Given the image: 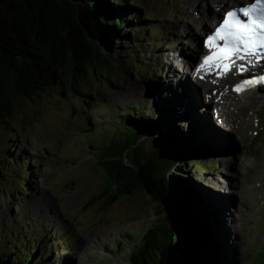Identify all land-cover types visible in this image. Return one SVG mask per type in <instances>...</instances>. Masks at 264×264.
<instances>
[{
	"label": "rangeland",
	"instance_id": "obj_1",
	"mask_svg": "<svg viewBox=\"0 0 264 264\" xmlns=\"http://www.w3.org/2000/svg\"><path fill=\"white\" fill-rule=\"evenodd\" d=\"M223 2L227 3L224 9L240 3L233 0L130 3L131 19L144 22L133 41L140 53L130 54L133 44L127 43L118 54L136 66L131 68L133 74L121 68L116 59L110 75L97 71L89 79L88 94L76 93L64 85L32 101L19 102L12 119V133L19 138L12 142L10 134L5 136L0 157L11 164L21 160L23 165L14 171L16 182H9L7 192L3 190L0 194V233L11 231L13 223H17L25 241L34 238L35 228L45 236L39 247L47 249L40 264H132L129 256L137 241L158 222V216L151 203L138 200L137 193L125 194L122 188L116 192L120 197L113 199L103 193L112 188V182L97 167L102 154L95 146L106 149L111 140L117 139L115 134L119 131L113 128L120 122L115 124V118L128 116L132 106H143L145 115L169 113L172 125H179L177 119H182L179 125L182 129L209 118L224 133L213 131L210 145L200 152L190 172L207 199L203 208L210 212L211 206L218 212L223 238L231 253L236 254V263L264 264V89L255 91L253 102L241 111V116H247L246 124L240 127L237 120H225L234 132L225 131L213 115V108L218 105L217 91L209 90L214 95V106L206 114L208 108L201 88L193 78L190 80V66L188 73L182 74L175 72L167 61L171 59L181 68L184 60L176 59L180 56L193 57L192 63L197 61L198 53L202 52L199 45L202 31L210 29L211 17L220 14L217 5ZM177 77L184 78L185 88L178 84ZM191 84L198 95L196 100L191 98ZM224 89L232 90L229 86ZM183 95L191 98V104ZM193 110L196 118L186 114ZM96 126L101 129L94 132ZM153 129L157 136L145 138V145L137 151L141 159L145 158V151L149 155L155 151L153 141L160 145L169 143V127L157 124ZM134 141L131 136L129 143ZM108 155L123 157L114 150ZM133 155L132 151L130 160L136 164ZM203 160L206 163L198 162ZM247 165H252L248 171L244 169ZM223 180L231 182L230 186L224 185ZM226 198L233 199L232 204L222 201ZM121 247L117 252L110 251Z\"/></svg>",
	"mask_w": 264,
	"mask_h": 264
},
{
	"label": "trees",
	"instance_id": "obj_2",
	"mask_svg": "<svg viewBox=\"0 0 264 264\" xmlns=\"http://www.w3.org/2000/svg\"><path fill=\"white\" fill-rule=\"evenodd\" d=\"M136 2L0 0V153L5 136L10 134L12 142L19 138L12 133V119L20 101H32L64 85L76 93L88 94L89 79L95 77L97 71L110 75L116 59L121 68L133 74L131 68L136 66H131L126 57L118 53L127 43L133 44L130 54L140 53L133 41L141 33L144 22L133 21L130 14L133 10L130 3ZM132 107L128 116L115 118V124L120 122L113 128L119 131L115 134L117 139L111 140L104 150L95 148L110 165L118 164L113 161L115 155H108L110 151L129 157L133 151L140 174L147 175L154 187L164 192L167 189L170 193L172 185L187 204L184 214L187 229L191 232L195 228L199 235L181 248L177 242L163 238L160 227L149 228L129 256L131 263L237 264L236 254L231 253L223 238L218 212L211 206L208 207L210 212L203 208L207 199L199 189L202 187L195 180L196 176L190 172L200 152L210 145L212 131L218 129L210 121L195 122L190 128L182 129L179 127L182 119H177L179 125H172L168 117H173L169 113L145 115L143 106ZM157 124L169 127V143L160 145L153 141V145H157L155 151L150 155L145 151V158L141 159L137 151L145 145V138L152 134L157 136L153 129ZM99 129L96 126L93 130ZM110 129L105 130L109 132ZM131 136L135 140L133 144L129 143ZM22 165L21 160L11 164L0 157V194L9 189V182H16L14 171H19ZM14 194L21 196L19 192ZM13 224L11 231L0 233V264H40L47 252L45 246L39 247L45 236L33 228L34 238L22 241L17 223ZM113 248L110 251L117 252L123 247Z\"/></svg>",
	"mask_w": 264,
	"mask_h": 264
},
{
	"label": "water",
	"instance_id": "obj_3",
	"mask_svg": "<svg viewBox=\"0 0 264 264\" xmlns=\"http://www.w3.org/2000/svg\"><path fill=\"white\" fill-rule=\"evenodd\" d=\"M159 160L161 161V159ZM113 161H117L118 164L110 165L104 157L98 161L97 167L100 169L101 174L103 175L104 172V175L112 182V188L106 189L103 193H107L110 199L119 196L116 192H121L122 188H125V194H139L138 200L151 203L158 216V222L150 228L160 227L163 238L177 242L181 248H185L190 240L197 239L199 230L194 228L190 232L187 229L184 215L187 204L173 190L172 185L170 193L167 189H165V192L162 188L156 189L147 175L139 173L137 166L131 162L127 154L121 158H115ZM198 162L204 163L205 161Z\"/></svg>",
	"mask_w": 264,
	"mask_h": 264
},
{
	"label": "snow or ice",
	"instance_id": "obj_4",
	"mask_svg": "<svg viewBox=\"0 0 264 264\" xmlns=\"http://www.w3.org/2000/svg\"><path fill=\"white\" fill-rule=\"evenodd\" d=\"M241 14L248 18L247 21L240 19ZM205 43L214 49V54L204 57L203 64L196 69L197 74L202 70L227 68L223 62L232 58L244 60L248 56L257 55L260 49H264V0H255L245 7L227 11L223 23L214 34L208 36ZM200 78L203 79V76ZM256 79L264 83V77ZM253 86L252 80H243L236 89L244 91Z\"/></svg>",
	"mask_w": 264,
	"mask_h": 264
},
{
	"label": "bare ground",
	"instance_id": "obj_5",
	"mask_svg": "<svg viewBox=\"0 0 264 264\" xmlns=\"http://www.w3.org/2000/svg\"><path fill=\"white\" fill-rule=\"evenodd\" d=\"M233 1L234 2H241V0H233ZM246 1H249V0H246ZM226 4H227L226 2H223L220 5H217V6L220 7V9H218L219 12H220V10L224 9L223 7ZM211 18H212V21H214V20H216L218 18V15L216 17L213 16ZM201 49H202V52L199 53L200 55L203 53V47H201ZM176 59H178V60L183 59L184 60V65H183L182 68L180 67L181 65L180 66L178 65L179 67L176 66V65H174V61H172L171 59H168L167 60L168 61V65H170L172 67V69H174L175 72L182 73V74H187L188 73V71H186L187 68H188L187 66H190L189 67L190 69L192 68V64H193L192 61H194L193 60V57H191V56L181 57L180 56V58H176ZM252 71H253V73H248V74L246 73V75L248 77L254 78L253 76H254V74L257 73V71L254 70V69H252ZM189 74L191 75V77H190V80H191L193 77H192V74H191L190 70H189ZM177 78L179 79V80L177 79L179 81L178 84H180L183 88H185V85H184V82H183V81H185L184 78L183 77H181V78L180 77H177ZM229 82H225L224 79H222L219 84H216V85L211 86V87L209 86L210 87V90H216L217 93H218V94H216L217 95V97H216L217 100L215 101L216 104H218V105L215 106L217 108L218 118L221 119V120H223V121H225V120H231V119L237 120L238 126L243 127L246 124V122H247V116L245 114L243 116H241L240 113H241V111L243 109L246 108V106H248L250 103L253 102L254 93L257 90H254V91H251V92H248V93H242L240 95L239 94H236V93H233V92H228V91H225L224 88L226 86L228 87V85H229L228 83ZM224 84H226V85H224ZM189 89H191L190 90L191 91L190 94L192 93L191 98L193 100H196V98L198 97V95L195 92L196 91L195 86L193 87V85L192 86L190 85L189 86ZM262 89H264V87L263 88H260L259 90H262ZM183 96H185V95H183ZM212 97L214 98V95H211V98ZM185 98H186V101L189 104H191L190 101H189V99H191V98L189 96H187V95L185 96ZM195 112L196 111H194L192 113L189 112L188 114H190L191 116H193L192 118H196V116H195L196 113ZM194 120H197V119H194ZM224 129H225V131L234 132L233 127H231V126H226ZM251 166L252 165H247V166L244 167V169H246L248 171V170H250ZM223 184L224 185L226 184L227 186H230L231 182H228L227 183V181L224 182V180H223ZM227 200H228V202H227ZM232 200L233 199H227L226 198V199H223L222 201L225 204H232Z\"/></svg>",
	"mask_w": 264,
	"mask_h": 264
}]
</instances>
